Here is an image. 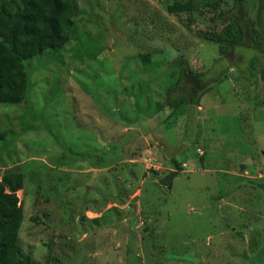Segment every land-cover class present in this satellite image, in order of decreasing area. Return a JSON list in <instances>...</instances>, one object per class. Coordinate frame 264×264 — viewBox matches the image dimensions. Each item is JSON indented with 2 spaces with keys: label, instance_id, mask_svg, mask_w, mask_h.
<instances>
[{
  "label": "rangeland",
  "instance_id": "rangeland-1",
  "mask_svg": "<svg viewBox=\"0 0 264 264\" xmlns=\"http://www.w3.org/2000/svg\"><path fill=\"white\" fill-rule=\"evenodd\" d=\"M176 1L188 0H77L70 43L26 62L29 106H0L9 252L19 245L37 264H255L246 257L264 245L254 183L264 182V83L248 75L253 58L255 74L263 66L261 47L249 37L221 58L200 36L239 38L233 23L212 21L235 1L216 11L218 0H195L175 15ZM247 4L235 12L258 27L259 0ZM176 60L212 89L170 116L168 101L183 94L170 91ZM96 153L98 168L80 160Z\"/></svg>",
  "mask_w": 264,
  "mask_h": 264
},
{
  "label": "trees",
  "instance_id": "trees-1",
  "mask_svg": "<svg viewBox=\"0 0 264 264\" xmlns=\"http://www.w3.org/2000/svg\"><path fill=\"white\" fill-rule=\"evenodd\" d=\"M234 1L235 9L240 3L247 12V0ZM259 3L258 27L246 12L247 18L241 22L234 8H230L228 12L222 9L212 21L215 23H233L231 26L238 29L239 38L219 37L215 39L205 35H201L200 38L205 42L217 45L221 58H226L232 55L237 47L244 45V41L250 37L254 44L261 47L263 66L255 74L254 72L258 71L259 68L253 64L256 62V59L253 58L248 77L259 74V78L264 83V41L259 44V41L255 40L258 29L264 32V18L262 17L264 2L259 0ZM221 5L219 0L213 4L216 11ZM195 9V0L176 1L168 7L169 13L175 15L194 12ZM80 13L77 0H0V106H29L28 92L31 87V80L26 62L36 57H42L46 53L56 54V52L65 49L71 41L73 28ZM139 58L142 59L143 63L150 62L149 55H143ZM175 62L178 63L180 74L177 83L169 90L181 88L183 94L178 101H168L171 106L170 116L174 115V112L184 104L200 107L203 97L212 89L211 84L203 80L205 73L193 71L186 60L183 62L176 60ZM188 85L192 86L190 91L183 90L186 87L188 89ZM170 116L168 117L170 118ZM5 135L2 134L0 139L5 138ZM4 147L7 148V146ZM95 155L98 157L96 160L92 161L89 157L80 158V160H88L92 162L94 168H98L97 161L103 157L98 156V153ZM63 161L57 159L55 162L57 164L67 163ZM174 167L176 170L181 169V165L175 160ZM21 171L22 167L19 166L6 170V174H20ZM254 183L264 196V182ZM8 252L6 243L0 242V261L6 260V264H37L29 254L23 253L19 245H15ZM246 258L254 259L255 264H264V245L255 256Z\"/></svg>",
  "mask_w": 264,
  "mask_h": 264
},
{
  "label": "water",
  "instance_id": "water-1",
  "mask_svg": "<svg viewBox=\"0 0 264 264\" xmlns=\"http://www.w3.org/2000/svg\"><path fill=\"white\" fill-rule=\"evenodd\" d=\"M176 175V172H173L170 176H168L166 179L162 180L161 184L162 185H168V186H171V182H172V179L173 177Z\"/></svg>",
  "mask_w": 264,
  "mask_h": 264
}]
</instances>
